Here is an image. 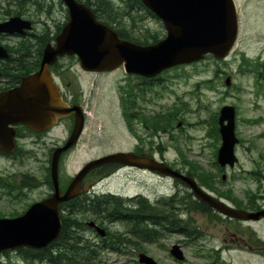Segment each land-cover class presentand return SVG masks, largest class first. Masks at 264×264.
Returning <instances> with one entry per match:
<instances>
[{"label": "rangeland", "instance_id": "374dc122", "mask_svg": "<svg viewBox=\"0 0 264 264\" xmlns=\"http://www.w3.org/2000/svg\"><path fill=\"white\" fill-rule=\"evenodd\" d=\"M28 0H20L23 6L15 0L10 6L6 0H0V8L12 12L23 11L26 13ZM49 1V0H48ZM47 1H45L46 3ZM240 18L239 36L236 47L224 61H215L211 57L205 58L183 68L163 72L153 84L141 83L135 78L128 77L122 68L108 73H86L79 67L77 58L62 57L58 60L59 72L62 75L63 87L67 96H76L79 104L86 114L84 130L77 142L59 162V185L62 188L69 180L89 161L108 153L119 151H131L137 143L142 148L152 152L155 156L163 157L174 169L185 172V162L202 166L206 171L214 173L211 165L215 151L214 136L210 133L211 122L214 114H217L224 105L236 107L235 134L238 144L235 146L237 165L227 171V186L232 195L241 202L247 200V196H253L254 203L258 207H264V93H255L251 77L236 75L239 50H243L247 57L262 54L264 57V0H235ZM4 11H0L2 13ZM66 10L59 0H54L51 6L50 16L45 15L48 34H55L56 26H63L66 21ZM8 17V16H4ZM129 23V22H128ZM139 29L146 28L150 33H158L159 38L165 35L160 21L151 17L144 18L138 23ZM40 29V33L43 29ZM2 40V44L14 46L20 38ZM32 50L38 49L39 44L31 38ZM218 69V76L211 83H203L213 78ZM14 71V73H16ZM222 73L234 74L236 87H240V94L230 85H224L226 76ZM233 82V80H232ZM141 83V84H140ZM135 85L139 90L140 99L138 108L145 115L175 112V121L168 132L151 134L140 121L133 122L140 142L127 126L120 103L119 91L127 85ZM228 92L229 95L224 93ZM69 122L63 121L59 126L40 137L32 136L23 131L27 136L19 141L25 153L16 158L0 156L1 182L11 183L17 186L20 180L28 175L37 181L43 182L48 175L49 159L52 150L61 145L67 138L66 132ZM161 150V151H159ZM230 172V173H229ZM147 189L154 191L157 188L155 182L146 179ZM143 179L138 175L127 174L124 171L102 180L95 187L97 193H105L107 190H116L132 195L139 187V181ZM155 186V187H154ZM180 189L184 185L177 186ZM50 193L48 186H40L34 189H21L8 194L7 190L0 188V218H12L22 214L31 204L41 201ZM121 201L123 198H115ZM124 203H130L122 200ZM136 204V201L134 202ZM17 214L15 216H11ZM184 219V216L183 218ZM253 223V222H252ZM241 230L249 233L252 228L257 231L264 241V221L257 224H240ZM125 223L117 222L111 226V230L125 232ZM243 230V231H244ZM88 237V242L82 241L83 246L89 251H96L93 243L99 242L100 237L87 229L83 233ZM248 237L249 234H245ZM79 240V239H78ZM80 241V240H79ZM184 237L179 234L160 236L154 242H139L138 247L152 257L158 264H206L209 260L191 255L189 248L184 247ZM183 243L184 261L179 262L169 254V248L174 243ZM216 245V243H215ZM95 259L88 264H139L137 256L141 251L131 246L122 248V252L96 251ZM19 251L7 252L0 257V264H27ZM225 264H264V256L258 254L233 253L224 255ZM39 264V263H36Z\"/></svg>", "mask_w": 264, "mask_h": 264}, {"label": "water", "instance_id": "95a60500", "mask_svg": "<svg viewBox=\"0 0 264 264\" xmlns=\"http://www.w3.org/2000/svg\"><path fill=\"white\" fill-rule=\"evenodd\" d=\"M61 1L67 8L68 21L55 37V45L47 44L44 47L39 69L22 77L18 86L0 91V152H14V127L17 125L42 132L71 114L74 124L65 144L55 148L51 154V196L33 203L18 217L0 219V253L21 247L35 250L47 247L60 233L59 204L81 192L79 185L88 172L108 164L148 169L172 179H180L194 190L200 200L230 218L243 221L264 218V210L249 213L230 208L205 194L191 178L164 163L132 152H117L91 160L70 181L65 192L60 191L59 159L63 152L76 144L83 129L84 117L80 106L68 107L63 102L52 81L49 67L58 57L76 55L81 69L86 72H109L122 66L127 74L152 78L172 67L203 60L205 55L224 59L232 50L238 33L234 0H141L161 21L166 32L163 39L149 45L122 40L114 30L96 20L83 4L75 0ZM28 30H31L30 22L17 16L0 22V33L25 34ZM7 58L6 50L0 46V59ZM226 84H229V78ZM234 120V108L223 106L218 117L221 145L217 162L221 167H232L237 162L234 146L238 140L234 133ZM88 224L94 226L93 222ZM96 230L101 236L105 234L99 227ZM170 254L177 260L184 259L177 245L172 246ZM138 262L157 264L143 253L138 254Z\"/></svg>", "mask_w": 264, "mask_h": 264}, {"label": "flooded vegetation", "instance_id": "af4514ba", "mask_svg": "<svg viewBox=\"0 0 264 264\" xmlns=\"http://www.w3.org/2000/svg\"><path fill=\"white\" fill-rule=\"evenodd\" d=\"M45 1H47L45 3ZM54 0H28L25 4H30L31 8L26 6V13L24 15L23 11L12 12L11 10H4V7L0 8V11H4L0 13V20L4 21L10 17V13L18 14L20 17L27 19L32 24V32L29 36L36 37L40 33V29L37 26L41 27L42 29L45 28L43 25H46V19H44L45 15L49 16L50 19V12L51 6ZM260 1V0H254ZM6 3L10 6L11 4H15V0H6ZM20 4L23 5V2ZM21 7V6H19ZM9 12V13H8ZM8 16V17H4ZM15 37L14 35L8 36L6 34H0V44L6 48L9 55H12L15 50L14 46L9 44H2V40H12ZM18 37V36H17ZM50 40V38H49ZM35 41V40H34ZM241 54L238 56L241 57L239 59L240 68L244 67V61L242 58H246L244 51L239 50ZM252 60L248 67L246 68L247 75L251 76L253 79V83L258 80V83H264V57L262 54H257L255 57H252ZM4 61L0 60V69L2 65H4ZM13 65L9 64V68L13 69ZM236 74V73H235ZM237 72L236 75H238ZM229 76V75H228ZM233 78V76H231ZM15 78L16 76H6L4 73L0 71V89L3 88L5 85L10 87L11 85H15ZM157 78L152 80H142L141 83H154ZM234 81V78H233ZM58 86L60 87L61 96L64 100H66L69 106L78 105L77 103H72L73 98L67 96L66 91L62 90L63 82L60 78H58L57 82ZM140 83V84H141ZM237 92L239 93L242 91L239 87H235ZM137 93L136 95V102L134 101V105L139 101L140 94L139 90L137 89L134 91ZM225 95H229L228 92H225ZM135 97V95H134ZM133 105V106H134ZM73 115L65 118L63 121H67L70 123L68 126L66 137L69 136L72 126H73ZM18 141H21L18 138ZM61 143H64L63 141ZM132 152L136 155H145L150 158H154L159 162H164L167 164V161L161 156H155L152 152H149L143 149L140 146L134 147ZM214 163V162H212ZM187 169L186 173L187 176L191 177L195 180L196 185L200 187L205 193L213 196L217 200L221 202H225L229 206L241 209L238 207L239 205L235 202L234 197L229 194L225 188L222 186V182L226 180V177L223 178L220 176L221 173L224 171H214V173H210L209 171H203L198 166L195 168L191 164H186ZM170 167H172L170 165ZM112 167L108 166L105 170H101L100 172H104L107 169L110 170ZM117 173L120 171H124L127 174L138 175L139 177L143 178L139 181V187L136 193L132 194L131 196L128 193L119 192L116 190H107L105 193H97V189L95 187H91L90 183H96L100 181L99 178H95L93 173H89L85 176L82 180L80 187L83 189L88 185L86 192H82L78 195V199H96L100 196H108V200L111 198H123L129 204H125V206L135 207L137 210L138 217L143 223H157L160 228V233L164 234V236H170L174 233L173 230L169 229L170 225L177 220H182L184 216V220L186 222L187 230L185 234V246L189 248L191 255L193 256H200L201 258H206L210 262L208 264H225L223 260L224 255H230L233 253H247V254H258L259 256H264V241L259 237L257 231L250 226V224H257L258 222H263L264 219L259 221L252 222H243L236 219H232L226 217L212 208L208 206L205 202L201 201L197 198L192 188L186 187L183 189L178 188V184L175 180L168 179L163 177L157 173H153L146 170L137 169L134 167H127V166H120L116 165ZM98 172V173H100ZM95 173V172H94ZM97 175V174H96ZM149 179L150 181L155 182V186L157 184V188L154 191L147 189V184L145 181ZM69 183V182H68ZM68 185V184H67ZM66 185V187H67ZM154 186V187H155ZM61 189L62 192L65 191ZM83 191V190H82ZM52 191L47 195L49 197ZM46 197V198H47ZM76 198V199H77ZM136 201V204L134 203ZM111 205V204H109ZM72 205H66L64 203L60 204L59 212L60 217H64L68 214L66 212L70 211L69 214L74 215L70 220L74 221L79 227L73 228L72 232L76 235V238L80 240V242L85 241L88 242V237H84L83 233L85 230L89 229L94 235H97L96 229L94 226H89L88 221H92L96 226L103 228L106 232L104 237H100L99 242L93 243V249H103V248H110L108 242H116L120 239L119 236H113V232L111 230V226H113L112 222H109L108 218H105L104 215H96V214H84L82 213L83 210H75L72 209ZM244 210V209H243ZM250 212H255L256 210L246 209ZM74 211V212H73ZM240 224H246L247 227L252 228V230L247 233V231L241 230ZM166 230H169L166 234ZM121 234V233H120ZM245 234H249L248 237H245ZM98 236V235H97ZM128 233L123 234V238H126ZM216 243V245H215ZM183 245V243L180 242ZM94 251L89 252L88 255L90 259H93Z\"/></svg>", "mask_w": 264, "mask_h": 264}, {"label": "trees", "instance_id": "16d2710c", "mask_svg": "<svg viewBox=\"0 0 264 264\" xmlns=\"http://www.w3.org/2000/svg\"><path fill=\"white\" fill-rule=\"evenodd\" d=\"M83 3L86 7L90 8L94 13L96 19L101 23L112 28L120 39L128 40L140 45H147L157 42L160 38L158 33H150L146 28L139 29L138 23L142 21L145 16L149 15L154 17L141 3L140 0H76ZM121 3V4H120ZM9 13V12H8ZM129 22V23H128ZM162 38V37H161ZM42 39V37H40ZM41 54V47L35 51L32 50L31 45H29L25 40H22L18 46L17 51L14 55V59L10 58L9 62L4 64L0 69L6 76H9V70L6 66H9L13 61V66L17 70V76L15 78V83L19 81L20 77L28 75L38 68L39 56ZM58 70V65L57 68ZM217 73V72H216ZM216 76V75H215ZM203 83H208L204 81ZM13 86V85H12ZM8 86H4L0 90L8 89ZM133 88L129 91L132 92ZM127 92L128 97H130V92ZM121 104H122V114L131 132L136 136V131L133 129L131 120L133 117L141 120L145 128H147L151 134H156L159 131L168 132L171 125L174 122V115H160L144 117L137 112L134 113L132 110V105L130 109L128 108V97L125 95V90L121 91ZM23 131L31 133L26 127L18 126L17 132L21 136ZM210 133L214 136L216 143H219L218 127H217V115H214ZM139 140L141 138L137 136ZM217 147H215L216 152ZM20 148L17 149L15 155L21 153ZM219 169V167H217ZM113 169L106 171L102 176H107L108 173L112 172ZM43 184H47L50 187L49 174L45 177L43 182L37 181L34 177L28 175L24 176L17 186H13L11 183L1 182L0 188L7 190L8 194L11 192L25 189H34L40 187ZM248 206L253 209H258L255 206L254 198L252 196H247ZM66 205H72L75 210H83L84 214H96L104 215L105 218L109 219V222H121L125 223L127 228L128 236L123 238L124 233H118L114 231L113 236H119L117 244H122L125 246H131L133 248L139 249L138 243H148L157 240L160 236V228L157 223H143L138 217L136 208H128L125 204H122L118 199L111 198L107 199V196H103L100 199H73L69 202L64 203ZM111 204V205H109ZM67 215L63 218L61 217V232L58 238L50 244L48 248L42 251H35L29 249H20L19 252L23 255L22 258L27 264H88L90 258L88 256L89 249L76 238V235L72 232L73 228L79 227L74 221L70 220L74 215H69L71 212L68 211ZM73 211V212H74ZM77 213V211H75ZM17 214L11 215L15 216ZM150 225V227L148 226ZM186 222L183 220H175L173 224L170 225L169 229H173L177 234H186ZM159 229V230H158ZM112 251H115L117 246L114 243H109ZM115 245V246H114ZM140 250V249H139ZM142 250V249H141ZM143 252L145 250H142Z\"/></svg>", "mask_w": 264, "mask_h": 264}, {"label": "bare ground", "instance_id": "6f19581e", "mask_svg": "<svg viewBox=\"0 0 264 264\" xmlns=\"http://www.w3.org/2000/svg\"><path fill=\"white\" fill-rule=\"evenodd\" d=\"M21 35H23V34H18L17 36H21Z\"/></svg>", "mask_w": 264, "mask_h": 264}]
</instances>
